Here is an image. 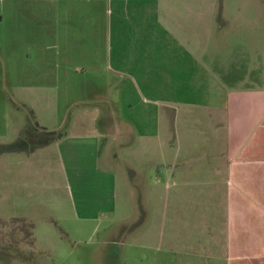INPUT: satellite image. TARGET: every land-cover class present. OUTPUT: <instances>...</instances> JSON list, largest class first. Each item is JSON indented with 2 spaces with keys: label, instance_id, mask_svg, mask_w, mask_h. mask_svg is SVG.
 <instances>
[{
  "label": "crops",
  "instance_id": "obj_1",
  "mask_svg": "<svg viewBox=\"0 0 264 264\" xmlns=\"http://www.w3.org/2000/svg\"><path fill=\"white\" fill-rule=\"evenodd\" d=\"M12 1L7 15L0 14L9 25L0 32L5 76L13 101L41 111L31 117L28 110L24 123L37 120L50 131L41 121L57 118L59 108L53 95L45 99L46 88L106 91L96 104L99 131L83 137L94 141L95 168L112 178L106 204L116 210L115 183L125 178L122 170L106 168V161H116L108 150L131 134L140 167L164 160L167 195L199 199L191 211L209 236L201 245L207 256L197 257L264 264V0ZM61 56L80 61L62 66ZM109 62L116 73L108 71ZM126 87L137 95L122 107ZM130 116L122 128L110 123ZM78 134L57 136L58 149ZM41 144L25 142L32 152ZM135 175L138 187L140 169Z\"/></svg>",
  "mask_w": 264,
  "mask_h": 264
},
{
  "label": "rangeland",
  "instance_id": "obj_2",
  "mask_svg": "<svg viewBox=\"0 0 264 264\" xmlns=\"http://www.w3.org/2000/svg\"><path fill=\"white\" fill-rule=\"evenodd\" d=\"M11 2L0 0V14L7 15V4ZM7 23L5 26L4 17L0 20L2 35L9 27ZM1 49L0 264H212L204 257H197L207 256L201 245L203 237L209 236L204 235L203 222L191 211L192 204L199 199L189 196L186 199L180 193L167 195L165 189L170 185L166 182L168 167L164 160L156 168L140 167L139 159L134 161L136 152L133 153L131 134L125 136L127 142L119 145L115 140L108 150L116 161L115 164L106 161V168L118 175L122 170L125 178L120 175L115 183L116 210L113 211V202L104 201L113 186L112 178L95 168L94 141L83 137L85 132L99 131L102 111L96 104L100 96L107 97L106 91L74 86L46 88L45 99L54 96L59 108L57 118L44 116L41 121L50 131L42 129L37 120L26 124L24 115L27 117L30 112L32 117L41 111L33 113L30 107L13 101ZM88 59L96 63L100 56H88ZM67 60L72 63L79 59L61 56V65ZM108 65V71L116 73L110 62ZM89 80L86 74L84 82ZM121 93L122 107L135 101L134 88H123ZM57 94L62 98L59 102ZM114 118L111 125L117 123L121 128L124 121L129 124L132 121L131 116L125 117L126 120ZM125 129H128L126 125ZM73 133L82 137L64 142L60 151L56 137ZM17 142L21 143L14 147ZM25 142L42 144L32 152ZM139 169L142 177L137 187L134 178ZM148 176L149 180L154 179L151 183ZM184 234V241L179 240ZM207 243L214 246L210 241Z\"/></svg>",
  "mask_w": 264,
  "mask_h": 264
}]
</instances>
